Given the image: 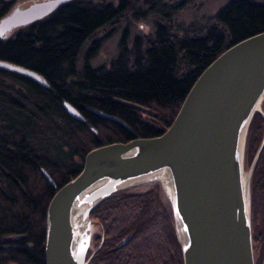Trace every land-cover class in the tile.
Instances as JSON below:
<instances>
[{
	"label": "trees",
	"instance_id": "1",
	"mask_svg": "<svg viewBox=\"0 0 264 264\" xmlns=\"http://www.w3.org/2000/svg\"><path fill=\"white\" fill-rule=\"evenodd\" d=\"M136 2L71 0L0 37V60L33 69L49 83L44 87L0 68V264H46L48 204L81 171L85 155L103 144L162 134L201 72L232 44L264 30V2L229 0L205 31L191 33L182 23L175 28L172 19L186 0H142L148 12L162 15L146 47L136 43L132 55L122 51L106 69L91 65L97 50L92 45L79 68L89 38ZM11 9V1L0 0V19ZM65 100L85 121L68 113ZM263 133L264 118L256 113L248 139V148L256 142L252 153ZM91 215L103 234L94 235L88 264H183L171 207L158 186L115 194ZM256 224L253 219V229Z\"/></svg>",
	"mask_w": 264,
	"mask_h": 264
},
{
	"label": "water",
	"instance_id": "2",
	"mask_svg": "<svg viewBox=\"0 0 264 264\" xmlns=\"http://www.w3.org/2000/svg\"><path fill=\"white\" fill-rule=\"evenodd\" d=\"M69 1L15 6L0 19V37L48 17ZM0 68L49 87L33 69L5 60ZM63 105L85 121L71 102ZM263 106L264 30L235 42L201 72L162 134L103 144L85 155L81 171L48 204L46 264H88L94 235L103 234L93 209L115 194L153 186L171 207L183 264H255L252 179L264 139L251 164L247 151L253 118L264 116ZM43 173L56 186L45 169Z\"/></svg>",
	"mask_w": 264,
	"mask_h": 264
},
{
	"label": "rangeland",
	"instance_id": "3",
	"mask_svg": "<svg viewBox=\"0 0 264 264\" xmlns=\"http://www.w3.org/2000/svg\"><path fill=\"white\" fill-rule=\"evenodd\" d=\"M12 2V8L17 5L27 6L34 0H8ZM94 4L108 2L117 4V0H91ZM133 8L128 9L123 14L114 19L111 23L98 29L84 45L79 58V68L82 67L84 56L93 45L97 47L96 54L91 58L93 67H103L110 69L122 51L127 52V56L132 55L136 43H139L141 50L146 47L149 39L153 38L157 20H162L160 13L148 12L142 4V0H137ZM168 3H175L181 0H165ZM229 0H186L182 8L172 19L175 28L182 23L185 29L190 32L205 31L211 25L214 15ZM264 2V0H255ZM178 30V29H176ZM137 41V42H136ZM129 60H132L130 58ZM129 64V63H128ZM248 156V151H247ZM251 164V163H249ZM152 188V187H151ZM149 189V188H148ZM146 189V190H148ZM161 228L164 222L159 221ZM162 233V230H161ZM257 255V251L254 253ZM256 257V256H255Z\"/></svg>",
	"mask_w": 264,
	"mask_h": 264
},
{
	"label": "flooded vegetation",
	"instance_id": "4",
	"mask_svg": "<svg viewBox=\"0 0 264 264\" xmlns=\"http://www.w3.org/2000/svg\"><path fill=\"white\" fill-rule=\"evenodd\" d=\"M264 110V106H263ZM260 115L264 118V116L260 113ZM264 139V133L262 134L259 143L255 147L254 153L251 151V146L255 143H251L248 148V157L253 162L262 142ZM252 155V156H250ZM256 221V225L253 229V245H254V253L257 251V255L255 254V264H264V146L259 154L257 159L252 179V220ZM258 223L263 224V227L259 228ZM254 226V225H253ZM132 237V234L128 238V240ZM127 240V241H128ZM102 241H100L101 243ZM126 243V242H125ZM120 244V243H119ZM119 244L117 245L118 247ZM124 245V244H123Z\"/></svg>",
	"mask_w": 264,
	"mask_h": 264
}]
</instances>
